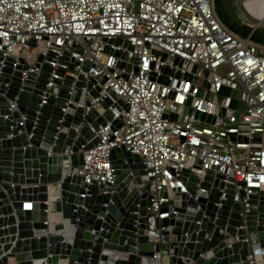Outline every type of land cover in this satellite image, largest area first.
I'll use <instances>...</instances> for the list:
<instances>
[{"label": "built area", "instance_id": "built-area-1", "mask_svg": "<svg viewBox=\"0 0 264 264\" xmlns=\"http://www.w3.org/2000/svg\"><path fill=\"white\" fill-rule=\"evenodd\" d=\"M64 54L77 62L72 69L69 60H60ZM9 55L12 70L26 65L21 82L48 64L39 106L48 94L57 97L55 80L71 77L66 94L75 93L80 75L79 93L89 105L66 97L61 113L72 104L102 115L101 102L110 100L112 118L90 127L96 143L83 151L76 175L87 185H112L110 155L121 147L142 162L141 180L154 188L143 234L159 244L150 264H164L174 254L172 226L161 220L176 213L163 208L175 189L192 197L199 210L198 198L208 199L217 180L222 185L213 204L219 209L231 186L241 215L251 208L249 197L264 191V47L229 31L213 0H0V70ZM7 102L12 110L14 100ZM208 173L205 188L200 184ZM190 174L197 177L193 193ZM236 240L224 239L228 246ZM241 241L247 243L245 259L228 264H264L256 235L246 233Z\"/></svg>", "mask_w": 264, "mask_h": 264}, {"label": "water", "instance_id": "water-1", "mask_svg": "<svg viewBox=\"0 0 264 264\" xmlns=\"http://www.w3.org/2000/svg\"><path fill=\"white\" fill-rule=\"evenodd\" d=\"M213 9L233 34L264 47V29L259 22L249 24L234 18L223 0H213ZM29 45L34 42L31 40ZM12 58L7 56L0 70V264H150L159 244L143 234L145 209L154 188L141 180L145 173L142 162L121 147L110 155L115 169L112 185H87L76 175L83 151L96 143L90 127L96 129L112 118L106 109L110 100L101 102L105 109L102 115L93 108L85 113L72 104L61 113L66 97L89 105L84 94L79 93L83 85L80 75L75 93L66 94L71 77L55 80L59 86L57 97L48 94L46 102L39 106L48 64L42 63L38 74L21 82V70L26 65L12 70ZM42 58L37 56L36 66ZM60 60H69V69L77 63L67 54ZM82 68L86 71L88 63ZM50 91L56 90L53 87ZM91 94L97 95L96 91ZM7 99L15 102L12 110L8 109ZM117 103L123 105L120 99ZM112 123L119 125L118 120ZM186 173L183 171L184 176ZM188 179V191L193 193L197 177L190 174ZM210 180L208 173L200 185L208 188ZM218 185L222 184L215 180L208 199L205 195L198 198L199 210L192 197L177 189L174 198L163 205L176 211L161 220L163 225L172 226L177 241L170 257L173 264H182L180 256L193 264L244 260L247 243L241 238L246 233L255 234L264 245V191L249 197L251 208L241 215L239 203L231 200V186L225 189L222 206L216 208L213 202L218 200ZM221 228L225 234L219 232ZM235 235L238 240L228 246L224 239Z\"/></svg>", "mask_w": 264, "mask_h": 264}, {"label": "crops", "instance_id": "crops-1", "mask_svg": "<svg viewBox=\"0 0 264 264\" xmlns=\"http://www.w3.org/2000/svg\"><path fill=\"white\" fill-rule=\"evenodd\" d=\"M241 5L242 10L236 11L237 17L242 21L248 17L254 20L252 23L259 22V26L264 28V0H242Z\"/></svg>", "mask_w": 264, "mask_h": 264}, {"label": "rangeland", "instance_id": "rangeland-1", "mask_svg": "<svg viewBox=\"0 0 264 264\" xmlns=\"http://www.w3.org/2000/svg\"><path fill=\"white\" fill-rule=\"evenodd\" d=\"M241 1L242 0H223V2H224V5H225V7L227 8V10L229 11V13L234 17V18H237V19H239L238 17H237V15H236V11H237V9H239V10H242V5H241ZM246 18V20H248V23L249 24H254V23H252L253 21L251 20V19H249L248 17H245ZM261 29H264L263 27H260ZM10 264H12L11 262H10ZM164 264H173L172 262H171V260H170V258L169 259H164Z\"/></svg>", "mask_w": 264, "mask_h": 264}]
</instances>
